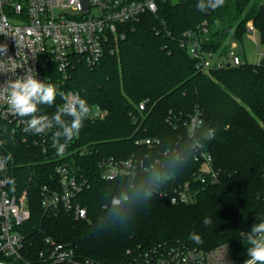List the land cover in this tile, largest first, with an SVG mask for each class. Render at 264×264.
Listing matches in <instances>:
<instances>
[{
  "label": "trees",
  "instance_id": "16d2710c",
  "mask_svg": "<svg viewBox=\"0 0 264 264\" xmlns=\"http://www.w3.org/2000/svg\"><path fill=\"white\" fill-rule=\"evenodd\" d=\"M197 3L159 1L158 11L127 25L124 38L117 45L112 42L97 63L78 59L65 78L55 64L42 60L47 84L58 93L78 92L90 107L100 105L108 115L98 121L86 118L65 149L66 156L53 147L57 129L37 135L26 131V123H0V153L8 159L16 191H26L31 214L18 227L26 239L21 264H44L40 254L50 248L48 238L75 250L76 260L99 264H133L137 254L176 243L204 250L229 244L237 264L248 259L241 232L264 218V63L206 73L197 68L188 44L204 24V49L222 55L230 39L243 41L249 22L264 38V1L225 0L222 7L205 12ZM143 100L148 103L140 111ZM62 103L58 95L54 105H40L37 115L51 116ZM196 108L203 115L202 131H214L207 144L221 170L219 181L196 184L199 193L190 204H174L170 196L157 192L130 222L107 229L112 195L147 173L103 180L101 160L135 156L162 164L183 149L185 122ZM146 138L160 139L161 144L137 143ZM62 162L78 179L89 182L77 196L88 209V219L77 220L65 210L55 214L42 205L43 187L58 188L56 168ZM201 165L194 157L172 176L181 182L192 180ZM205 217L212 219L211 225L203 223ZM190 233L199 234L203 243L189 239Z\"/></svg>",
  "mask_w": 264,
  "mask_h": 264
},
{
  "label": "built area",
  "instance_id": "2783aa9c",
  "mask_svg": "<svg viewBox=\"0 0 264 264\" xmlns=\"http://www.w3.org/2000/svg\"><path fill=\"white\" fill-rule=\"evenodd\" d=\"M162 0H0V45H7V54H0V85L9 79L23 77L25 70L32 68L37 79L47 83L41 70L43 59L55 64L57 71L67 77L69 70L78 59L93 65L97 63L112 42L117 45L124 38L125 27L146 13H156ZM165 1V0H163ZM207 25L201 26L199 36L188 44L189 52L197 60V68L206 73L228 67H238L247 61L228 43L225 55L204 49L203 42L208 40ZM253 36L257 46V61L264 63V38L254 27L247 24V33ZM190 34L188 33L187 36ZM233 39V38H232ZM11 58V59H9ZM15 65V73L4 72ZM78 94L70 91L68 94ZM148 101L143 100L138 108L146 109ZM108 111L100 105L90 107L87 117L91 121L103 120ZM203 121L200 109L190 115L186 126L193 116ZM26 119L13 113L6 100L0 99V123L10 122L23 125ZM206 135L201 149L195 155V161L201 163L192 180L178 181L169 176L166 183L157 191L161 196H170L174 204H190L196 201L199 189L196 184L212 185L219 181L221 170L214 164V157L207 144L213 137V130L202 131ZM151 147H158L160 139L146 138L138 140ZM86 149L82 153H85ZM166 151L164 155H168ZM64 152L61 156H66ZM0 264H21L25 236L18 227L30 218V208L26 191H16L15 179L10 171L7 157L0 153ZM157 164L160 162L157 161ZM147 158H103L99 164L103 180L115 181L121 178H135L147 173L149 166L156 165ZM58 188L43 187L42 205L46 211L73 213L77 220L88 219V209L77 201V196L89 186L86 178L78 179L66 162L56 168ZM119 173L114 178L111 173ZM196 186V187H195ZM51 246L40 255L44 264H99L89 259L76 260L75 250L68 245L57 243L48 238ZM62 257V258H61ZM133 264H237L232 255V247L222 244L213 249L204 250L185 243L161 246L152 251L137 254Z\"/></svg>",
  "mask_w": 264,
  "mask_h": 264
},
{
  "label": "clouds",
  "instance_id": "9594fccd",
  "mask_svg": "<svg viewBox=\"0 0 264 264\" xmlns=\"http://www.w3.org/2000/svg\"><path fill=\"white\" fill-rule=\"evenodd\" d=\"M224 2L225 0H198L197 8L201 12L209 9L214 11L222 7ZM0 54H7V45H0ZM4 72L15 73L14 63ZM58 95L63 103L57 106L51 116L37 115L40 105H54ZM0 99L6 100L13 113L21 117H29L26 121V131L42 135L54 128L57 129L52 139L53 147L57 149L58 154H62L71 140L79 134L84 120L90 113V106L86 99L75 93H58L54 85L37 79L32 68L26 69L23 77L18 76L15 80L9 79L5 85H0ZM65 117H70V120H66ZM202 126L203 121L199 119V116H193L191 123L187 125L182 150L173 152L158 166H149L145 177L121 187L112 195L107 229L119 228L130 222L135 213L145 206L166 183L169 176L183 170L186 164L195 157L206 138V135L201 132ZM61 139L63 143L60 142ZM0 143L4 142L0 141ZM116 175L119 173H111L113 178ZM203 223L206 226L211 225L212 219L205 217ZM241 235L248 245V259L244 261V264H264V218L254 223L250 231L241 232ZM189 239L196 244L203 243L202 237L196 233H190Z\"/></svg>",
  "mask_w": 264,
  "mask_h": 264
},
{
  "label": "rangeland",
  "instance_id": "374dc122",
  "mask_svg": "<svg viewBox=\"0 0 264 264\" xmlns=\"http://www.w3.org/2000/svg\"><path fill=\"white\" fill-rule=\"evenodd\" d=\"M261 2L264 0H260ZM255 27V25H254ZM247 28V27H246ZM256 28V27H255ZM257 29V28H256ZM230 44L237 46L234 47L235 51L240 53L245 60L250 63L254 64L257 61V46L253 41V36L250 34H246L243 41L237 39L236 37L230 39Z\"/></svg>",
  "mask_w": 264,
  "mask_h": 264
}]
</instances>
